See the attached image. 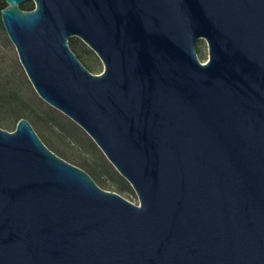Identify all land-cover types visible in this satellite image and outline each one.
I'll use <instances>...</instances> for the list:
<instances>
[{"label":"water","instance_id":"water-1","mask_svg":"<svg viewBox=\"0 0 264 264\" xmlns=\"http://www.w3.org/2000/svg\"><path fill=\"white\" fill-rule=\"evenodd\" d=\"M2 1L35 93L138 203L21 118L0 128V264H264V0Z\"/></svg>","mask_w":264,"mask_h":264},{"label":"rangeland","instance_id":"rangeland-1","mask_svg":"<svg viewBox=\"0 0 264 264\" xmlns=\"http://www.w3.org/2000/svg\"><path fill=\"white\" fill-rule=\"evenodd\" d=\"M196 51L199 61L205 63L208 54L207 45L203 39L198 40ZM83 58L93 69L92 74H99L102 71L103 67L98 58L97 61L93 60L88 54H84ZM2 89L13 90L18 95L20 101L25 104L20 112L22 118L31 124L36 134L48 146L67 155L71 162H85L101 171L97 151L90 148L81 136L69 131L51 111L52 107L38 97L19 62L14 45L9 38L7 40L0 34V90ZM15 126L14 115L6 106L0 108V128L12 131ZM101 179L107 184L103 187L105 190L116 192L132 203H138L134 191L120 190L121 185L115 178L103 173Z\"/></svg>","mask_w":264,"mask_h":264},{"label":"trees","instance_id":"trees-1","mask_svg":"<svg viewBox=\"0 0 264 264\" xmlns=\"http://www.w3.org/2000/svg\"><path fill=\"white\" fill-rule=\"evenodd\" d=\"M5 6H6L5 3L2 0H0V11ZM20 8L22 10H31V9H33V3L31 1L24 2L20 5ZM0 34L4 35L5 39L8 40V37L4 31V28H3L2 23H1V19H0ZM69 47L72 50V52H74V54L77 56V58L80 60V62L92 73L93 69L85 62L83 55L88 54L93 58V60L97 61V57L95 56V54L82 41H80L77 38H71L69 40ZM3 106H6L9 110V112L14 115L15 124L17 123V121L19 119L22 118L20 112L22 111V108L25 107V104L20 101L18 95L13 90H5V89L0 90V108H2ZM50 109L56 115V117L58 119H60L62 124L64 126H66V128L69 131H71L72 133H74L76 135L81 136V138L86 142V144L90 148L97 151L98 158L100 161L101 171H98L94 167L89 166L85 162H81V163L71 162L67 155H65L64 153H62L58 150H55L51 146H48L38 136L40 138V140L44 143V145L48 149H50L53 153H55L57 156H59L60 158H62L65 161L79 167L80 169L84 170L100 188L104 189L103 187L107 185L105 183V181L103 179H101V175L104 173V174L110 176L111 178H115L117 180V182H119V184L121 185V187L119 188L120 190L125 189V190L132 192V189H131L130 185L127 183V181L123 177H121L120 175L117 174V172L112 167V165L105 159V157L102 155V153L99 150H97V146L85 134V132L80 127H78L75 123H73L71 120H69L67 117L62 115L61 113L56 112L52 108H50Z\"/></svg>","mask_w":264,"mask_h":264}]
</instances>
